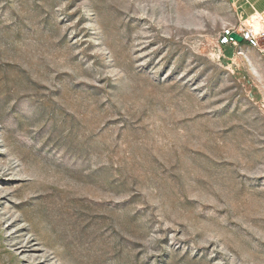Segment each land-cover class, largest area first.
<instances>
[{
    "label": "rangeland",
    "instance_id": "rangeland-1",
    "mask_svg": "<svg viewBox=\"0 0 264 264\" xmlns=\"http://www.w3.org/2000/svg\"><path fill=\"white\" fill-rule=\"evenodd\" d=\"M235 3L0 0V264H264Z\"/></svg>",
    "mask_w": 264,
    "mask_h": 264
},
{
    "label": "built area",
    "instance_id": "built-area-1",
    "mask_svg": "<svg viewBox=\"0 0 264 264\" xmlns=\"http://www.w3.org/2000/svg\"><path fill=\"white\" fill-rule=\"evenodd\" d=\"M233 32L238 33L247 46L258 50L260 53H264V20L261 21V25L257 29L253 27H245L239 23L229 25L220 32V44L237 45L238 42L230 37V34Z\"/></svg>",
    "mask_w": 264,
    "mask_h": 264
},
{
    "label": "crops",
    "instance_id": "crops-1",
    "mask_svg": "<svg viewBox=\"0 0 264 264\" xmlns=\"http://www.w3.org/2000/svg\"><path fill=\"white\" fill-rule=\"evenodd\" d=\"M235 1H236L235 10L237 15L236 23H239L245 27H253L257 29L261 25V21L264 20V0H235ZM255 17L258 20L257 24L253 20V18ZM239 44H243L247 46L245 42H241ZM260 54L264 57V53H260Z\"/></svg>",
    "mask_w": 264,
    "mask_h": 264
},
{
    "label": "water",
    "instance_id": "water-1",
    "mask_svg": "<svg viewBox=\"0 0 264 264\" xmlns=\"http://www.w3.org/2000/svg\"><path fill=\"white\" fill-rule=\"evenodd\" d=\"M230 37H232L233 39H235L238 43L243 42L242 37L238 33H236V32L231 33L230 34Z\"/></svg>",
    "mask_w": 264,
    "mask_h": 264
},
{
    "label": "bare ground",
    "instance_id": "bare-ground-1",
    "mask_svg": "<svg viewBox=\"0 0 264 264\" xmlns=\"http://www.w3.org/2000/svg\"><path fill=\"white\" fill-rule=\"evenodd\" d=\"M253 20L256 22V24H257V22H258V20H257V18L255 17V18H253Z\"/></svg>",
    "mask_w": 264,
    "mask_h": 264
}]
</instances>
